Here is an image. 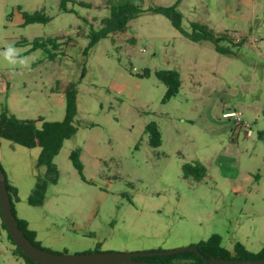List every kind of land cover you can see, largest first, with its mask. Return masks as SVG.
I'll return each instance as SVG.
<instances>
[{
  "label": "rangeland",
  "instance_id": "obj_1",
  "mask_svg": "<svg viewBox=\"0 0 264 264\" xmlns=\"http://www.w3.org/2000/svg\"><path fill=\"white\" fill-rule=\"evenodd\" d=\"M71 1L63 7L62 0H0V53L13 46L27 64L13 66L0 55V109L20 120L61 122L66 98L54 91L78 86V132L54 159L60 177L47 185L43 205L28 203L47 175L38 164L41 149L0 143V164L19 193L17 215L41 247L66 255L169 252L219 235L230 251L237 243L262 250L264 6L246 21L252 8L242 0H183L186 32L199 23L244 35L240 45L222 42L228 50L222 54L150 11L176 0H145L126 32L101 40L86 57L89 34L110 15L107 0ZM38 11L51 21L24 26L22 13ZM56 37L62 38L57 50H32L35 39ZM146 70L149 77L137 76ZM161 70L181 76L179 94L165 103L167 88L156 77ZM232 112L239 120L225 116ZM151 123L161 131L158 148L145 134ZM76 149L85 181L70 161ZM196 161L208 169L199 182L182 170ZM142 247L158 250L126 252ZM14 249L0 218V264H25Z\"/></svg>",
  "mask_w": 264,
  "mask_h": 264
},
{
  "label": "trees",
  "instance_id": "obj_2",
  "mask_svg": "<svg viewBox=\"0 0 264 264\" xmlns=\"http://www.w3.org/2000/svg\"><path fill=\"white\" fill-rule=\"evenodd\" d=\"M182 0H178L175 4L163 7H153L150 11L157 15H162L167 18L173 27L188 40L199 42H211L215 46V50L219 53L225 54L227 49L221 47V43L227 41L232 43V39L228 33L217 34L206 25L199 23L191 24V32H186L183 28V15L179 10ZM65 3H74L71 0H62V6ZM145 0H107L106 8L109 10V17L102 20L103 27L99 31H93L89 34V43L85 50V56H88L89 51L98 44L101 40L107 39L119 33H124L129 29V23L144 12ZM81 7L90 8L88 4H79ZM68 11V10H67ZM23 25L31 24H47L51 19L44 11H38L33 14L22 13ZM62 38H47L35 39L32 50L45 49L47 46L53 47L57 50L62 46L58 41ZM70 41V40H69ZM134 40L130 42L133 43ZM240 45V43H237ZM52 57V56H51ZM85 75L83 71L82 78ZM139 78H147L150 76V71L146 70L142 74L137 75ZM156 77L167 88L163 102H168L173 97L179 94L181 88V76L179 72L174 70H161L156 72ZM63 93L66 98L65 118L61 122H44L43 118L36 121L20 120L13 114H10L7 109H0V138L9 141L15 145L25 148L41 149L39 157V166L45 165L47 167L46 177L39 178L36 186L28 199V203L32 206L43 205L46 197V190L48 184H57L60 177V172L54 164V159L57 157L64 146L66 140L71 139L78 132L79 125L76 122L77 115V97L78 86L75 83L68 85L64 91H61L57 86L54 93ZM38 123H42L39 127ZM145 134L150 138V145L152 148H158L162 145V135L159 126L156 123H151L146 126ZM139 146V144H138ZM137 146V147H138ZM70 161L74 169L78 172L82 180L84 177V164L81 160V150L76 149L70 154ZM185 178H192L199 182L202 181L208 173L207 167L200 162H192L185 164L182 168ZM7 178V177H6ZM7 188L12 200V211L14 219L27 236V238L37 247L42 248L40 242L37 240V233L32 230L29 223L18 217L16 212V204L19 202L18 189L12 186L7 179ZM1 227L7 231L6 226L2 220L0 211ZM9 240L15 246L13 254L15 257L23 259L25 264H38L28 259L21 249L16 245L12 236L7 231ZM201 255L189 251L181 254H175L166 257H146L140 260L149 262H158L163 264H203L206 260L211 258H224L234 260H262L264 259V248L258 253L248 251L242 244L237 243L233 251L228 250L222 246V238L219 235H213L208 241L201 242L196 245ZM46 250V249H45ZM48 251V250H47Z\"/></svg>",
  "mask_w": 264,
  "mask_h": 264
},
{
  "label": "water",
  "instance_id": "obj_3",
  "mask_svg": "<svg viewBox=\"0 0 264 264\" xmlns=\"http://www.w3.org/2000/svg\"><path fill=\"white\" fill-rule=\"evenodd\" d=\"M0 211L2 220L7 231L12 236L16 245L24 255L38 264H163L140 260L146 257H166L185 252H200L196 246L177 249L169 252H146V253H114L95 252L82 255L57 254L35 246L17 225L13 211L12 200L7 188V178L0 164ZM203 264H264L262 260H234L224 258H211Z\"/></svg>",
  "mask_w": 264,
  "mask_h": 264
},
{
  "label": "crops",
  "instance_id": "obj_4",
  "mask_svg": "<svg viewBox=\"0 0 264 264\" xmlns=\"http://www.w3.org/2000/svg\"><path fill=\"white\" fill-rule=\"evenodd\" d=\"M178 0H176L173 4H175ZM183 2V0H182ZM181 2V3H182ZM180 3V5H181ZM241 3L245 6H251V11L250 12H246L244 15H243V18L246 20V21H252L254 20V18L262 13L261 9L259 7L261 6H264V0H242ZM172 4V5H173ZM171 6V5H170ZM165 7H168V6H165ZM180 7V6H179ZM180 10V9H179ZM264 15V13H263ZM23 23H24V20H23ZM214 31V30H213ZM216 32V31H215ZM217 33V32H216ZM217 34H221V33H217ZM231 39L234 41V42H239V43H242L244 42V35L241 34L240 32H233L232 34H229ZM261 40L264 41V37H261ZM5 85V83H3ZM58 94H63L62 92L61 93H58ZM65 96V95H64ZM3 139L0 138V143ZM16 207V206H15ZM149 250H158V249H153V248H149L147 249L146 247H142V248H136V249H126V252H145V251H149Z\"/></svg>",
  "mask_w": 264,
  "mask_h": 264
},
{
  "label": "clouds",
  "instance_id": "obj_5",
  "mask_svg": "<svg viewBox=\"0 0 264 264\" xmlns=\"http://www.w3.org/2000/svg\"><path fill=\"white\" fill-rule=\"evenodd\" d=\"M0 55H3L4 59L13 66L19 64L22 67H27L26 59H18V50L13 46H9L3 53H0Z\"/></svg>",
  "mask_w": 264,
  "mask_h": 264
},
{
  "label": "built area",
  "instance_id": "obj_6",
  "mask_svg": "<svg viewBox=\"0 0 264 264\" xmlns=\"http://www.w3.org/2000/svg\"><path fill=\"white\" fill-rule=\"evenodd\" d=\"M225 116H226L227 118H231V117H233V118H236V119L239 120V116H238L237 113H235V112L228 113V114H226Z\"/></svg>",
  "mask_w": 264,
  "mask_h": 264
}]
</instances>
